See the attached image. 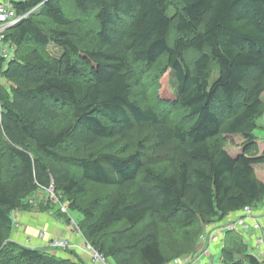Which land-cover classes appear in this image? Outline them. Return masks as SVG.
<instances>
[{"label": "trees", "instance_id": "1", "mask_svg": "<svg viewBox=\"0 0 264 264\" xmlns=\"http://www.w3.org/2000/svg\"><path fill=\"white\" fill-rule=\"evenodd\" d=\"M13 6L30 13L5 33L12 59L5 65L0 54V264H87L6 241L13 214L34 209L29 201L50 186L113 264H170L197 251L199 225L262 206L254 167L264 153L255 152L254 132L263 114L264 0ZM158 65L156 81L169 70L175 92L162 97L159 86L150 102L135 88L142 69ZM229 136L244 141L235 156L224 148ZM90 186L115 192L90 198ZM220 254L209 264H260L237 233Z\"/></svg>", "mask_w": 264, "mask_h": 264}, {"label": "rangeland", "instance_id": "2", "mask_svg": "<svg viewBox=\"0 0 264 264\" xmlns=\"http://www.w3.org/2000/svg\"><path fill=\"white\" fill-rule=\"evenodd\" d=\"M67 4H69V3H67ZM66 13L68 15H70V16L79 17L77 15V13H75V11H73L72 7H70L69 5L66 7ZM48 50H49V52L52 55L58 56L59 52H58V50L55 47L50 46ZM7 51L11 54L10 49H7ZM0 54H1V52H0ZM187 55L188 56H192V53H187ZM5 61H6V63H5V65H6L9 60H5ZM146 70L142 69V74L140 75V78H139V84L140 85L137 86V88H135L136 93H139L141 91H145L144 92L145 96H146L147 100H150V102H151V100L153 101V95H154V93H156V91H157L159 86H160L159 92H160L162 97H165V98L168 97L169 98L170 96L174 95L176 82H175V79L171 75L169 70L162 76V78L158 82L156 81L155 77H157L159 75V73L162 72L163 66L162 65H158L157 67L147 68ZM248 75H249L248 77L257 78L256 74L250 73ZM247 84L249 86H250V84L252 85V81L248 80ZM261 99H262V103H263V114L257 121L258 124L260 125V128H258L254 132V134L257 137V140H256L257 142H255L256 143V151L255 152L257 153V155H260V154L264 153V93L262 94ZM183 115H184V113L182 111H180V110L179 111L176 110L175 112L172 113V117H174L175 119H178V120H181ZM243 143H244V141L241 138H239L238 136H229V137L225 138V142L223 144H224L225 150H227L231 155L235 156V155L239 154L242 151L243 145H244ZM254 171H255L256 178L260 182L264 183V165L263 166H257L256 170H254ZM114 192H115L114 188L90 186L89 190H88V197L93 198L94 196H98V197H102V198H108V197L112 196L114 194ZM50 196H51V193L49 191H45L43 193L37 192L36 199H31L30 200L31 203L33 204V207L35 206V208L31 209L30 211H27V213H34V214H36V216H44V217H46V219L49 218L51 220L52 219H59L62 222H64V224H66L67 226L68 225L71 226L72 221H75L76 224H77V227L79 229L78 224H81V225L83 224V218H82L81 214L78 213V212H75V211L68 210L65 203L60 202L58 200H53ZM40 204H42L43 206H41ZM62 207H66L67 211L66 212H62L61 211ZM21 212H23V211H21ZM19 221L21 222V225H22L23 221L22 220H19ZM147 221H148V219H147ZM210 224L211 223L201 224V225H199L198 229H196L198 231V233L196 234V236H197V242L196 243H198L197 244L198 245L197 246L198 247L197 251L193 255H186V256L184 255L183 257L181 256L180 258L175 259L170 264H200V260L197 259V257L200 255L201 251L205 247L208 246V244L205 243L202 240V236L206 233V225H210ZM200 229H201V231H200ZM13 230L14 229H12L11 234L6 239V241L7 242H9V241L10 242H15L17 244H20L18 242V240H17V238H19V237L17 235H14V231ZM22 230H25V229H23V227H22ZM35 230L37 231V228H35ZM188 232L190 234L193 233L192 230L188 231ZM249 232H250L249 233L250 235L253 234L252 230H250ZM236 233L241 235V237H242V239H243V241H244V243L246 245L250 244V243L252 244V242L247 243L246 240L244 239V236H243L242 232H240L238 230H234V231H231V232H229L227 230H223L222 233H221L222 241H218V239H217L218 242L215 241L217 243V246L219 245L218 246L219 248H218V251H217L218 253H216V255H213L212 252H211V255L215 257L213 259L214 263H219L220 262V259H221L220 258L221 257L220 248L222 246L223 239L227 240L228 237L234 236ZM79 238H81V242L82 241H86L89 244L91 243L87 238L84 237V235L82 234L81 231H80ZM175 238H176L177 241H181L182 242V237L181 236L179 238L175 236ZM212 243L211 244L209 243L210 248H211ZM20 245H22V244H20ZM210 248H209V250L211 251ZM45 252L50 253V254H54L55 256L63 257L65 259H67V260H72V261H77L78 258L81 259L82 257H80V255H83V254L75 253L74 250H73V252H65V253L60 252V255L57 252L52 251V250H45ZM249 252L251 253L250 250H249ZM83 256H85V255H83ZM201 259L202 260L205 259L204 261H206L207 263L209 262V259L205 258L204 256H202ZM83 260L87 264H90V260H86V259H83ZM105 261H106L107 264H113L110 260H106L105 259ZM213 261H211V262H213Z\"/></svg>", "mask_w": 264, "mask_h": 264}, {"label": "built area", "instance_id": "3", "mask_svg": "<svg viewBox=\"0 0 264 264\" xmlns=\"http://www.w3.org/2000/svg\"><path fill=\"white\" fill-rule=\"evenodd\" d=\"M13 1L19 2L22 0L0 1V52L2 58L5 60H11L13 57L12 53L10 54L7 51V49H10L11 51V46L9 43L5 42L6 31L18 24L30 13L26 12L23 15H18L16 9L13 6ZM46 191H49L51 193L50 197L53 200H57L51 186ZM61 211L66 212V207H62ZM213 224L206 225V233L202 236V240L207 243L208 246L205 247L197 257V259L200 260V264L207 263L206 261H204L205 259H201L202 256L209 259V262L207 264L213 261L215 257L211 255V251L209 250V243L211 244L212 242L217 241V239L219 240V238H222L221 233L223 230H227L229 232L238 230L242 232L246 242H252V244L250 245L251 254L260 261V264H264V209H254L250 206H245L242 211L230 221L223 222L216 227L213 226ZM71 227L76 235H80V230L78 229L75 221H72ZM250 230H252V235L249 234ZM44 235V231L39 232L40 237H43ZM49 246L52 250L55 251H80L82 254L89 257L90 264H107L105 258L86 241H82L80 245L76 246L71 244L67 239H55L50 241Z\"/></svg>", "mask_w": 264, "mask_h": 264}, {"label": "crops", "instance_id": "4", "mask_svg": "<svg viewBox=\"0 0 264 264\" xmlns=\"http://www.w3.org/2000/svg\"><path fill=\"white\" fill-rule=\"evenodd\" d=\"M0 1H5V0H0ZM258 166H263V165H258ZM256 167L257 166L254 167V170H256ZM38 192L43 193L45 191L40 190ZM36 194L34 197L35 199H36ZM260 208L264 209V203L262 204ZM19 220L23 221L22 225ZM221 223H215V225L214 224L213 225L216 227V226H219ZM22 227L25 230H22ZM35 228H37V231L35 230ZM13 229H14L13 230L14 235H17L19 237L17 238L18 242L24 246L31 247V248L52 250L49 246V243L51 240H55V239H67L71 244L76 245V246L82 243L81 238H79V235L75 234V232L73 231L70 225L67 226L66 224H64V222H62L59 219H52V220L49 218L46 219V217L36 216V214L34 213H27V212H21V211L14 213L13 214ZM43 231L45 232V235L43 237H40L39 232H43ZM220 240H222V238H219L218 241ZM250 245L251 243L247 244L248 252L250 250ZM218 246L216 242L212 243L210 249L213 255H216V253H218L217 252L219 248ZM52 251H55V250H52ZM55 252H57L60 255V252L62 253L73 252V250L55 251ZM74 252L77 254H82L80 251L78 252L77 250H74ZM83 255H80V257H82L83 259L89 260V257L87 255L85 256Z\"/></svg>", "mask_w": 264, "mask_h": 264}, {"label": "bare ground", "instance_id": "5", "mask_svg": "<svg viewBox=\"0 0 264 264\" xmlns=\"http://www.w3.org/2000/svg\"><path fill=\"white\" fill-rule=\"evenodd\" d=\"M52 241V240H51Z\"/></svg>", "mask_w": 264, "mask_h": 264}]
</instances>
